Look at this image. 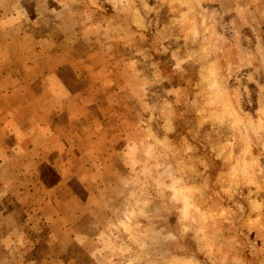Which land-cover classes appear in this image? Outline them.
Returning <instances> with one entry per match:
<instances>
[{
    "label": "rangeland",
    "instance_id": "374dc122",
    "mask_svg": "<svg viewBox=\"0 0 264 264\" xmlns=\"http://www.w3.org/2000/svg\"><path fill=\"white\" fill-rule=\"evenodd\" d=\"M0 264H264V0H0Z\"/></svg>",
    "mask_w": 264,
    "mask_h": 264
},
{
    "label": "crops",
    "instance_id": "0c3cea01",
    "mask_svg": "<svg viewBox=\"0 0 264 264\" xmlns=\"http://www.w3.org/2000/svg\"><path fill=\"white\" fill-rule=\"evenodd\" d=\"M50 79L52 80V87L51 89V93H48V90H46V94L43 95H49L51 96V99H53L54 103L50 104V108L45 109L44 106L39 105V110L40 112H43L42 115H44L45 112H51L50 109L53 111L51 113V121H54V126L56 127L57 124H59L60 122V118H63L67 121V101H69V95L67 96V88L65 85L62 86L61 81H59L58 79H56L53 76L50 77ZM38 95V94H37ZM33 96H35V94H33ZM40 96V95H39ZM39 96H35V98L39 97ZM35 100H33L32 102H34ZM69 104V103H68ZM70 105V104H69ZM38 106L34 105V107ZM41 115V117H42ZM41 121V119H39ZM46 120V119H45ZM39 121V123H40ZM42 123V122H41ZM45 123V122H44ZM43 124V123H42ZM56 135V143H62L63 140L67 143V134L63 135L61 133H55ZM64 243H65V249H67V235H64Z\"/></svg>",
    "mask_w": 264,
    "mask_h": 264
}]
</instances>
